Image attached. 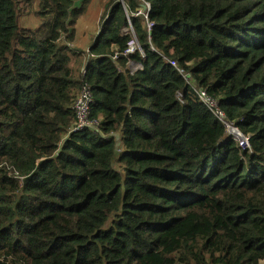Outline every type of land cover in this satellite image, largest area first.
<instances>
[{"label":"trees","instance_id":"trees-1","mask_svg":"<svg viewBox=\"0 0 264 264\" xmlns=\"http://www.w3.org/2000/svg\"><path fill=\"white\" fill-rule=\"evenodd\" d=\"M145 1L149 39L137 0H106L84 51L87 0H0V264L264 262V0ZM83 84L97 125L74 130Z\"/></svg>","mask_w":264,"mask_h":264},{"label":"built area","instance_id":"built-area-1","mask_svg":"<svg viewBox=\"0 0 264 264\" xmlns=\"http://www.w3.org/2000/svg\"><path fill=\"white\" fill-rule=\"evenodd\" d=\"M137 1L139 2V7L133 13V16L134 17L140 16L145 20L146 32L148 34V39H149L152 28L154 26L153 22L149 21L148 18L150 4L145 0H137ZM127 21H128V29L126 32H128L131 35L132 39L131 41H129L128 48L123 55L124 56L131 55L136 51L140 53L142 56H144L142 49L140 48L136 36L134 34V30L132 28L130 19L128 17H127ZM153 48L154 47H152V49ZM162 59L171 68H173L179 76H181L188 84L192 86V89L196 93L199 102L203 104V106L210 112V114L216 119V121L223 126L225 133L229 137H231V139L235 143H237V145L241 149L243 150L249 149L250 145L248 138L243 136L240 130L238 129V127H236L234 123L227 118L225 112L220 108L216 99L210 96L205 90L197 89V87L192 84V79L185 70V68L180 66L176 60L168 59L165 56H162ZM129 64L136 65V63H131V62H129ZM140 68H137L136 70H139ZM85 70L86 69L84 68L83 73L85 72ZM133 70L134 69H131L130 72H134ZM177 97L178 100H181V95L179 93ZM92 101H93L92 95L89 87L86 84H83L72 104V109L75 116L74 130H81L83 128L92 127V126L95 127L97 125V121L95 122L94 120L90 119Z\"/></svg>","mask_w":264,"mask_h":264},{"label":"rangeland","instance_id":"rangeland-1","mask_svg":"<svg viewBox=\"0 0 264 264\" xmlns=\"http://www.w3.org/2000/svg\"><path fill=\"white\" fill-rule=\"evenodd\" d=\"M105 2H106V0H87V2L84 5L79 4V6L81 5V8L83 6H85V7H84L83 12H81L79 15L77 14L78 18L75 22H73V25H74L73 28L75 30L79 29V31H82V29H84L88 24L90 27L89 29H91L92 27H95V22L90 23V20L92 19V15H94V13L98 10H99V12L101 11L100 12V16H101V13H102V10L104 7L103 5L105 4ZM36 11H37L36 4H33L32 7H30V8L27 7L24 10L22 8V10L19 11V14H20L19 15V23H20V25L23 27H26V28H35L38 24ZM84 12H86V15L83 17ZM100 16H98V19L100 18ZM98 22H99V20H98ZM96 27H98V26H96ZM75 47H76L75 50L80 49L76 45H75ZM128 67L130 70L134 69L133 71H135L137 68H140V65L129 64ZM79 73H80V76L82 77L83 68H81ZM261 264H264V262H261Z\"/></svg>","mask_w":264,"mask_h":264},{"label":"crops","instance_id":"crops-1","mask_svg":"<svg viewBox=\"0 0 264 264\" xmlns=\"http://www.w3.org/2000/svg\"><path fill=\"white\" fill-rule=\"evenodd\" d=\"M100 12H99V10L96 11L94 13V15H92V19L90 20V23L95 22V27H92L91 29H89L90 27L88 24L84 29H82V31H79V29H76V43H75V45L84 51H87L88 47L92 43L94 36L98 32V30H97L98 27H96V26H98V24H97L98 20H99L98 16H100ZM85 15H86V12H84L83 17Z\"/></svg>","mask_w":264,"mask_h":264}]
</instances>
